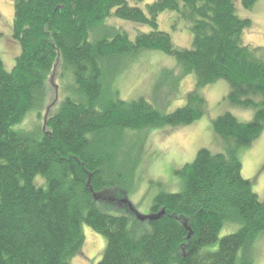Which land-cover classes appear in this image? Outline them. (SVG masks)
<instances>
[{"label": "trees", "instance_id": "16d2710c", "mask_svg": "<svg viewBox=\"0 0 264 264\" xmlns=\"http://www.w3.org/2000/svg\"><path fill=\"white\" fill-rule=\"evenodd\" d=\"M144 1L14 0L21 53L12 70L0 51V264H72L84 224L106 238L98 264H257L249 249L264 234V201L242 175L240 149L264 132V48L243 42L252 21L237 5L258 0H154L142 8ZM167 11L192 34L191 47L160 29ZM112 18L150 30L132 38ZM147 50L174 57L177 78L196 77L173 112L105 92L107 63L116 59V70ZM58 63L71 76L67 95L44 127L19 128L29 114L41 119ZM222 79L230 103L254 110L253 118H215L225 151L201 148L177 171L182 189L155 197L152 213H165L140 220L126 200L135 179L120 161L125 131L194 123L209 111L203 89Z\"/></svg>", "mask_w": 264, "mask_h": 264}, {"label": "rangeland", "instance_id": "374dc122", "mask_svg": "<svg viewBox=\"0 0 264 264\" xmlns=\"http://www.w3.org/2000/svg\"><path fill=\"white\" fill-rule=\"evenodd\" d=\"M152 1L154 0H145L140 6L145 8ZM237 14L252 21V27L243 34V42L264 48V0H258L251 9L244 8L239 2ZM13 19L14 0H0V51L7 70H12L16 57L21 53L20 44L12 34ZM109 22L128 31L132 38L139 31L150 30L148 26L117 18H112ZM159 27L170 32L176 46L191 47L192 34L182 22L177 21L175 13H162ZM115 63L116 59L107 63L111 73L105 92L109 90L110 94L113 91L128 101L145 97L165 113L184 105L185 95L195 88V75L183 74L177 78L179 68L176 59L160 51H143L126 65L124 61L119 62L116 70ZM63 76L58 63L49 77L50 95L42 110L41 119L35 117V114H29L19 128L33 129L38 123L44 127L46 118L56 111L68 93L66 87L71 76ZM202 92L208 101L209 111L194 123L181 127L159 126L125 131L120 161L131 169L132 178L135 179L126 200L132 203V209L137 212L152 214L151 208L159 193L180 191L182 179L177 171L191 163L201 148L212 152L225 151L227 142L213 130L215 118L226 112L233 113L241 121H249L254 116V110L230 103L227 99L230 84L224 79L206 86ZM240 157L243 177L252 180L254 191L264 201V132L251 146L240 149ZM237 228L238 226H234L222 230L221 237ZM83 232L85 243L81 253L72 259V264H98L106 248V238L87 224L83 225ZM249 251L257 264H264V234L252 243Z\"/></svg>", "mask_w": 264, "mask_h": 264}, {"label": "water", "instance_id": "95a60500", "mask_svg": "<svg viewBox=\"0 0 264 264\" xmlns=\"http://www.w3.org/2000/svg\"><path fill=\"white\" fill-rule=\"evenodd\" d=\"M130 204L132 205V203H130ZM135 212H136V216L140 220H146V219L152 220V219L159 218L161 215H163L165 213V210H162L159 213H152V214H148V215H143V214L139 213V211L137 212L136 210H135Z\"/></svg>", "mask_w": 264, "mask_h": 264}]
</instances>
